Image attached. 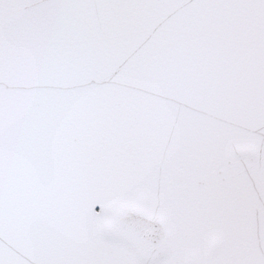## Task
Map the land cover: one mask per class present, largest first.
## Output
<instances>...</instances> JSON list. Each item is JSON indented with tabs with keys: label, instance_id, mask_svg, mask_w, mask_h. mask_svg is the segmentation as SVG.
<instances>
[{
	"label": "snow or ice",
	"instance_id": "6c2138e0",
	"mask_svg": "<svg viewBox=\"0 0 264 264\" xmlns=\"http://www.w3.org/2000/svg\"><path fill=\"white\" fill-rule=\"evenodd\" d=\"M0 264H264V0H0Z\"/></svg>",
	"mask_w": 264,
	"mask_h": 264
}]
</instances>
